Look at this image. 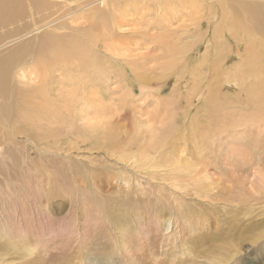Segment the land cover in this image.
Instances as JSON below:
<instances>
[{
  "label": "rangeland",
  "instance_id": "374dc122",
  "mask_svg": "<svg viewBox=\"0 0 264 264\" xmlns=\"http://www.w3.org/2000/svg\"><path fill=\"white\" fill-rule=\"evenodd\" d=\"M82 1L85 3L65 17L71 28L86 27L91 10L98 6L97 0ZM131 1L150 6L155 13L146 17L136 12L133 7L122 9L126 12L121 17V28L118 31L122 40L135 43L137 39L133 34L139 30L140 24L150 34L170 36L165 42L156 43V50L161 44H178L176 52H183V57L192 54V47L209 36L217 41L215 33L222 15L230 13L222 12L218 5L220 0H195L194 4L172 0L176 3L174 7L177 6L174 14L172 10H167L169 6L164 8V12L158 8L159 4L171 0H145L149 1L147 5L143 4V0ZM172 1L169 2L170 6ZM166 26L168 28H165ZM31 27L32 24L15 35L21 36ZM44 29L46 27L30 36L42 33ZM20 41L22 40L15 43ZM3 44L4 41L0 46ZM13 44L3 45L0 51L7 52V48ZM148 49L146 46L144 52ZM100 58L107 64L112 61L109 58ZM127 59L139 61L145 64L147 69H159L161 62L157 57H153L152 50L134 60ZM34 62L36 61L32 56L31 59L25 60L27 65L17 73L14 72L12 84L16 93L35 92L42 86L43 75L33 68ZM60 69L54 68L55 72L51 74L53 80L48 86H54V79L58 81ZM199 69L200 62L191 63L188 67L189 73L196 71L198 76ZM204 70L205 67L202 73ZM189 73L186 82L182 80L183 86L190 82ZM182 75L184 76L183 71ZM173 84L169 81V89L166 88L163 97H170ZM89 85L93 87V84ZM108 86L106 99L93 95L91 97L94 98L93 101H101L109 107L103 110L95 109L94 114L84 117L79 124L95 125L97 120H101L104 128H111L120 113L118 103L127 102L129 106L125 112L128 117L121 123V130L136 132L138 126L142 125L138 123L139 120L143 124L151 120L153 124H150L157 127V118L163 116L156 108L158 98L152 94L157 93L159 88L141 91L137 86V94L130 95L129 92L122 91L114 80H111ZM66 90L71 97L72 90ZM93 101L90 102V107ZM70 102L71 105L77 106V111L83 105L82 101L79 103L75 99ZM177 111L182 112L181 109L174 112ZM71 113L65 115L69 116ZM193 114L194 120H197V126L193 129L187 128L190 126L188 121L187 125H184V117H178L174 131L176 135L182 132V141H177V147L171 150L182 157L180 165L186 160L192 164V173L197 175L195 179L201 182L200 186L195 179H189L191 177L183 171V165L176 169L174 177L172 173L167 174L164 167L138 164L128 166L117 153L104 148L85 145L78 150L75 145L64 139L57 141L56 147L50 148L40 141L35 131L28 130L23 134L21 129L16 127L15 129H20L22 133L19 134L14 130L13 122L8 123L7 128L0 130V236L4 235L3 231H7L5 234L9 236L0 239V255L5 258L0 264L19 263L25 252L12 243L18 241L17 238L25 231L29 232L30 248L40 249L39 254L35 252L33 256L36 264H264L263 126L255 124L256 126H250L248 129L241 127L233 134L217 137V143L213 147H207L201 136L207 135L206 128H210V117L202 112L195 114L194 110L192 116ZM18 122L21 124L23 120L18 119ZM20 124L17 126H21ZM57 127L70 129L67 124ZM202 127V130L199 129ZM257 127H260V130ZM196 132L199 135L196 136L197 140L194 137ZM233 135L235 137H232ZM241 143L245 147L247 145L246 152L234 150V146L237 148ZM140 144L144 146L143 143ZM216 146L218 152L214 154L212 151ZM199 149H203L204 153L199 154ZM45 151H54L55 155L45 156ZM196 167L198 168L195 169ZM181 177L184 181H177ZM126 180L130 181V185L125 184ZM44 210L49 213V220L43 214ZM123 214H126L127 218L141 216L143 219L140 221L143 225L140 227L141 235L134 236L133 240L129 235L130 241H127L132 255L123 253L124 248L120 247V241L114 236L113 227L109 223L107 233L113 237L111 240L114 244L111 240L110 243L102 241L100 237L91 239L82 243L83 249L74 250L72 257L65 253L60 254L64 251H61L63 248L59 239L56 241L57 245L54 240L47 242L48 237L43 239L44 243L40 245L35 241V233L40 232L42 237L49 231H58L59 226L66 221L71 223L72 220L73 224H82L102 219L106 222L108 217L113 224H117L118 218ZM120 222L122 224V221ZM137 243H140L139 249L136 248ZM135 244L137 245L134 246ZM47 249H50V252ZM107 250L109 257L101 255Z\"/></svg>",
  "mask_w": 264,
  "mask_h": 264
},
{
  "label": "bare ground",
  "instance_id": "6f19581e",
  "mask_svg": "<svg viewBox=\"0 0 264 264\" xmlns=\"http://www.w3.org/2000/svg\"><path fill=\"white\" fill-rule=\"evenodd\" d=\"M97 1L98 6L91 10L86 27L74 29L68 26L65 17L71 15V11L76 10L85 1L0 0V44L3 41L4 46L14 43L9 48L6 47L7 52L0 51V130L7 128L8 123L12 121L17 133L25 134L28 130L35 131L40 141L49 145L50 148L56 147L57 141L64 140L71 142L78 150L85 145L98 149L104 148L117 153L123 163L128 166L138 164L164 167L167 169L166 173H172L173 176L176 169L183 165V171L191 177L189 179H195L197 175L192 173V164L186 160L180 165L182 157L180 158L176 151L171 150L177 147V141H182L180 138L183 136L182 132L176 135L174 131L178 117H184V125H187L188 121L190 126L187 128L193 129L197 126L194 114L192 116L193 110L195 114L202 112L206 116L209 115L208 123L211 129L207 127V135L201 136L207 147H213L217 143L215 141L217 137L233 134L241 127L248 129L250 126L259 124L264 129V0H220L218 5L222 8V12L230 13L222 15L219 28L215 33L217 41L209 36L192 47V54L184 57L183 52H176L178 44L170 46L161 44L156 50L155 44L165 42L170 36L160 37L150 34L140 24H138L139 30L133 34L137 39L135 43L122 40V35L118 33L121 28V17L126 14L122 9L133 7L136 12L147 17L155 13L150 6L140 5L131 0ZM163 1L166 0H160V2ZM183 1L189 4L195 3V0ZM142 2L145 5L149 3L145 0ZM169 2L159 4L158 8L164 12L166 11L164 8L169 6L167 10H172L174 14L177 8V6L174 7L176 3L172 1L173 4L170 6ZM30 24L32 27L28 32L21 36L15 35L29 28ZM45 27L44 32L30 36ZM18 40L22 41L15 43ZM146 46L149 49L144 52ZM151 50L153 57L161 61L159 69H147L145 64L127 59L134 60L148 54ZM135 52L138 53L134 55ZM32 56L36 61L33 68L43 75V84L35 92L16 93L15 86L12 84L14 72L17 73L20 68L27 65L25 60L31 59ZM100 57L109 58L112 61L107 64ZM21 62L23 64H20ZM196 62H200V69L197 70L199 76L196 71L189 73L188 70L189 65ZM55 67L61 68L60 78L58 81L54 79V86H48L53 80L51 74L55 72ZM204 67L205 70L202 73ZM188 73L190 82L183 86ZM111 80L118 83L120 89L129 92L130 95H136L139 88L141 91L159 88L157 93L152 94L158 98L156 108L163 116L157 118V127L151 125L153 124L151 120L145 121V124L139 120L138 123L142 125L138 126L136 132L121 130L123 128L120 127L121 123L128 117V113L125 112L129 106L127 102L118 103L121 114H117L111 128H104L101 120H97L95 125L79 124L84 117L94 114L95 109L103 110L109 107L101 101H93L94 98L91 95L106 99V91L109 89ZM169 81L174 84L170 97L166 98L162 94L168 87ZM181 81L182 83L178 84ZM89 84H93V87H89ZM67 88L72 90L71 97ZM71 99L79 103L82 101L81 109L77 111V106L71 105ZM92 101L93 105L90 107ZM179 109L181 113L174 112ZM70 112L72 113L69 116L65 115ZM18 119H22L23 123L20 124ZM203 119L206 120L205 117ZM18 124L21 126H17ZM64 124H67L70 129L57 127ZM16 127H19L22 133L20 129H15ZM257 128L260 130V127ZM199 129L202 130L203 127ZM172 131L174 137H172ZM196 136H199L197 132L194 136L197 140ZM217 147L212 153L215 154ZM246 147L241 143L238 144V149L234 146V150L246 152ZM202 153L204 150L199 149V154ZM43 155H55V153L45 151ZM177 181L182 182L184 178L181 177ZM195 181L200 186L201 182L198 179ZM125 184L130 185V181L126 180ZM43 214L46 218L49 215L45 210ZM141 218V216L127 218V215L123 214L118 218L117 224H113L108 217L106 222L102 219L86 221L82 224H73L72 220L71 223L66 221L59 226L58 231L44 230L47 233L42 237L40 232L35 233V241L40 245L44 243L43 239L48 237L47 242L54 240V244L57 245L56 241L59 239L60 246L63 248L61 251H64L60 254L65 253L72 257L74 250L83 249L82 243L91 239L100 237L102 241L110 243L113 237L111 238V235L107 233L109 223L113 227L114 236L120 241V247L124 248L123 253L131 254L127 241L129 235L131 240L134 236L141 235L140 227L143 226L140 222L143 220ZM6 232L3 231L4 235L0 236V239L9 238ZM27 232L17 236L18 241L12 243L13 246L20 247L19 249L25 252L22 258L20 257L19 263L13 264H36L33 256L35 252L39 254L40 249L30 248L29 232ZM112 243L114 244L113 241ZM130 244L133 246V242ZM137 244L134 246L137 245L136 248L139 249L140 243ZM106 246L109 247L108 244ZM239 252L240 250L237 254ZM108 253L107 250L101 255L109 257ZM3 259L5 260L3 255H0V261Z\"/></svg>",
  "mask_w": 264,
  "mask_h": 264
}]
</instances>
